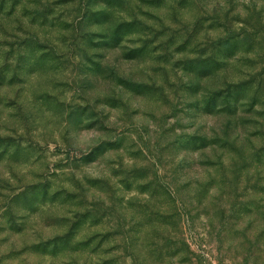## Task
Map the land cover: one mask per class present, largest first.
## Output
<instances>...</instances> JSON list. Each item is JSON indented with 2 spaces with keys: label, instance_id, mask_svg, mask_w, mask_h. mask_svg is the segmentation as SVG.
<instances>
[{
  "label": "rangeland",
  "instance_id": "obj_1",
  "mask_svg": "<svg viewBox=\"0 0 264 264\" xmlns=\"http://www.w3.org/2000/svg\"><path fill=\"white\" fill-rule=\"evenodd\" d=\"M0 264H264V0H0Z\"/></svg>",
  "mask_w": 264,
  "mask_h": 264
}]
</instances>
